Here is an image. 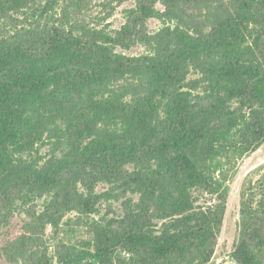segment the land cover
Wrapping results in <instances>:
<instances>
[{
  "label": "trees",
  "instance_id": "16d2710c",
  "mask_svg": "<svg viewBox=\"0 0 264 264\" xmlns=\"http://www.w3.org/2000/svg\"><path fill=\"white\" fill-rule=\"evenodd\" d=\"M27 2L0 0V17ZM261 4L258 13L229 12L209 32L197 28L192 35L179 26L173 44L152 40L146 16L132 10L115 35L99 31L94 38L54 25L39 42L42 58L33 46L30 52L15 44L0 50L5 69L0 74V171L19 165L18 156L47 133L53 111L69 109L73 92L85 90L83 102L97 105L103 121H115L122 132L117 128L120 134L109 139L100 131L79 155L83 165L66 186L60 172L51 171L54 166L37 177L20 174L24 183L59 187L47 211L54 223L75 208L96 211L99 182L139 196L124 216L97 227L93 257L99 264H114L119 249L137 255L138 264H208L218 244L226 196L211 167L200 168L196 158L212 155L231 137L244 153L264 143V0ZM254 24L262 29L255 44L242 52L231 49L253 35ZM139 42L152 50L131 56L113 49L131 50ZM191 64L203 69V94L194 93L195 86L184 89ZM65 79L73 82L72 91ZM121 80L127 81L119 85L121 91L110 88ZM197 189L216 193L218 201L196 204ZM263 211L264 175L244 183L240 238L231 252L238 264H264ZM34 256L28 264H45Z\"/></svg>",
  "mask_w": 264,
  "mask_h": 264
},
{
  "label": "rangeland",
  "instance_id": "374dc122",
  "mask_svg": "<svg viewBox=\"0 0 264 264\" xmlns=\"http://www.w3.org/2000/svg\"><path fill=\"white\" fill-rule=\"evenodd\" d=\"M52 1L50 7L47 0H28L24 7L8 9L0 17V50L5 51L15 44L30 52L33 46L42 58L39 42L49 36L50 33L45 31H51L54 25L63 26L75 34L87 32L94 38L99 31L115 35V31L128 22L132 10L146 16L145 29L152 40L154 37L163 38L173 44L176 40L174 31L179 26L195 35L197 28L209 32L214 25L225 22L229 12L255 10L258 13L257 10H263L262 0ZM253 26V35L235 42L231 49L242 52L247 46L255 44V38L262 29L259 25ZM151 48L147 42H139L131 50L113 47L114 51L131 56L147 54ZM3 61L0 58V74L5 72L1 67ZM204 78L203 69L191 64L184 89L190 90L195 86L193 92L203 94L206 87ZM119 82L110 88L121 91L119 85H127V81ZM63 83L73 90L71 79H65ZM72 96L73 103L68 104L69 109L53 111L56 117L49 122L45 136L23 156H18L22 162L0 171V264H28L30 259L36 260L34 255L45 264H99L93 257L97 227L124 216L139 200L136 194L112 189V184L108 182H99L95 189L99 197L96 211L89 213L75 208L54 223L47 211L59 187H30L22 180L20 174L30 173L37 177L40 171L54 166L51 171L60 172L62 185L66 186V180L83 165L84 156L79 155L100 131L104 132V138L109 139L115 133L120 134L117 128L120 131L122 128L115 121H108L107 124L103 121L102 109L83 102L87 97L85 90L74 91ZM125 98H130V95ZM237 141L236 137L229 138L225 143L221 141L212 155L196 158L200 168L211 167L217 186L226 196L218 244L208 264H238L231 252L240 238L244 183L250 178L262 179L264 175V143L258 150L244 153L237 148ZM24 167L26 170H23ZM79 189L87 192L84 185H79ZM193 195L198 205L218 201L216 193L200 189L194 190ZM138 258L130 250L119 249L114 254V264H138Z\"/></svg>",
  "mask_w": 264,
  "mask_h": 264
}]
</instances>
